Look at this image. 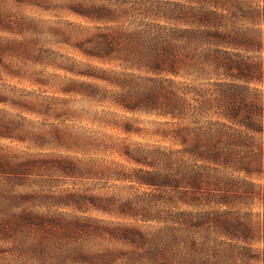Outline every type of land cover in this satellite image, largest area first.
<instances>
[{"label": "trees", "instance_id": "trees-1", "mask_svg": "<svg viewBox=\"0 0 264 264\" xmlns=\"http://www.w3.org/2000/svg\"><path fill=\"white\" fill-rule=\"evenodd\" d=\"M68 3L69 11L93 24L87 44L80 48L83 55L102 65H85L78 74L94 82L72 80L63 93L153 117V134L164 144L112 143L109 149L128 166L114 161L98 165L95 158L67 154L14 153L0 147V241L18 231L26 238L24 232L54 223L46 211L29 205L33 199L51 207L57 201L80 211L85 204L111 213V196L51 198L46 190L53 175L104 176L139 193L135 201H125L118 213L128 211L173 228L174 238L188 249L180 264H212L211 260L225 257L264 264V0ZM6 18L0 10V29L9 24L24 30L32 24ZM13 103L29 114L70 113H56L53 103L38 100L14 99ZM124 126L126 132L140 131L129 119ZM51 133L68 152L86 153L85 144L98 146L94 139L88 141L56 125ZM46 138L25 117H10L0 109V139L38 145ZM23 186L28 189L16 190ZM254 195L262 206L259 227L252 213L240 206ZM20 206L24 208L17 211ZM164 209L165 216L156 217ZM113 229L110 234L129 240L135 249L150 240L135 227ZM256 242L260 246H254ZM149 254L148 260L157 261L151 264H168L166 258ZM0 264L18 263L1 260Z\"/></svg>", "mask_w": 264, "mask_h": 264}, {"label": "rangeland", "instance_id": "rangeland-1", "mask_svg": "<svg viewBox=\"0 0 264 264\" xmlns=\"http://www.w3.org/2000/svg\"><path fill=\"white\" fill-rule=\"evenodd\" d=\"M68 1L0 0V10L7 16L8 22L14 18L32 22L24 30L15 29L9 24L2 25L4 29H0V96L5 99L0 102V109L9 113L10 117H25L32 128L47 135L38 145L0 139V147L14 153L67 154L78 158H95L98 165H109L114 161L128 166L122 156L109 149L112 143L164 144V141L153 134L156 128L153 117L125 113L109 104L91 103L80 95L63 93L62 89L72 80L94 82L78 74L85 65H102L83 55L80 48L87 44L93 32V24L69 11ZM14 99L53 103L56 113L63 110H69L70 113L54 116L46 110L44 114H29L20 105H15ZM57 99L66 100L62 102ZM105 112L112 114L103 116ZM127 119L133 121L140 131L126 132L124 122ZM52 125L78 137L89 138L88 141L94 139L93 142L98 143V146L85 144L83 148H87L86 153L68 152L66 145L51 133ZM102 177L75 179L53 175L46 190L51 198L73 194L80 197L84 195L85 198L94 194L106 198L111 196V213L85 204L80 211L74 205H58L57 201L51 207L33 199L29 205L35 204L38 206L36 209L46 211L54 223L43 229L40 227L24 232L26 238L18 231L11 239H5L9 241H0V261H14L18 264H148L149 261L151 264L157 262L147 259L152 251L157 254L154 255L156 258H166L168 264H180V260L186 258L188 249L174 238L173 228L157 220H143L141 215H131L128 211L118 213L125 201H135L139 193L127 189L123 182ZM26 189L27 186L16 188L17 191ZM240 206L252 213V221L259 227V214L262 210L259 196L243 200ZM21 208L24 207L15 209L19 211ZM165 211L156 217L165 216ZM77 221L78 226L72 225ZM129 226L143 232L150 239L149 242L135 249L129 240L109 233L113 228ZM113 232L116 233L117 229H113ZM163 238H168V241ZM132 239L138 242L136 238ZM14 242L21 249L15 248ZM254 246L260 244L256 242ZM151 247L156 250L153 251ZM221 259H213L210 263L243 264L235 258Z\"/></svg>", "mask_w": 264, "mask_h": 264}]
</instances>
